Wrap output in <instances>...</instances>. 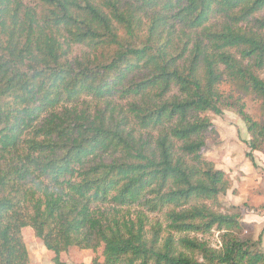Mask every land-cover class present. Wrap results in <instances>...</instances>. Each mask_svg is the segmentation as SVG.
I'll use <instances>...</instances> for the list:
<instances>
[{
    "label": "trees",
    "instance_id": "16d2710c",
    "mask_svg": "<svg viewBox=\"0 0 264 264\" xmlns=\"http://www.w3.org/2000/svg\"><path fill=\"white\" fill-rule=\"evenodd\" d=\"M225 111L263 151L264 0H0V264L27 228L54 264H264L202 154Z\"/></svg>",
    "mask_w": 264,
    "mask_h": 264
},
{
    "label": "rangeland",
    "instance_id": "374dc122",
    "mask_svg": "<svg viewBox=\"0 0 264 264\" xmlns=\"http://www.w3.org/2000/svg\"><path fill=\"white\" fill-rule=\"evenodd\" d=\"M248 111L259 117L257 103L249 100ZM213 128L205 132L206 146L203 156L224 170L231 186L223 198L221 209L227 211L231 205L242 208V220L245 222L244 235L257 238L264 228V150L255 151L253 157L247 156L245 142L247 132L244 123L232 112L221 115L209 113ZM200 239L211 246L219 244V232L216 229L206 234H198ZM24 239L29 252L30 264H54L45 246L36 238L31 229L24 230ZM100 251L70 249L62 253V259L76 264H89Z\"/></svg>",
    "mask_w": 264,
    "mask_h": 264
},
{
    "label": "crops",
    "instance_id": "0c3cea01",
    "mask_svg": "<svg viewBox=\"0 0 264 264\" xmlns=\"http://www.w3.org/2000/svg\"><path fill=\"white\" fill-rule=\"evenodd\" d=\"M30 264V263H29Z\"/></svg>",
    "mask_w": 264,
    "mask_h": 264
}]
</instances>
